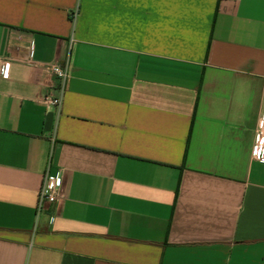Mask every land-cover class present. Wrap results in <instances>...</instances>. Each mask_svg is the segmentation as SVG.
<instances>
[{"label": "crops", "instance_id": "0c3cea01", "mask_svg": "<svg viewBox=\"0 0 264 264\" xmlns=\"http://www.w3.org/2000/svg\"><path fill=\"white\" fill-rule=\"evenodd\" d=\"M262 118L264 0H0V264H264Z\"/></svg>", "mask_w": 264, "mask_h": 264}, {"label": "built area", "instance_id": "2783aa9c", "mask_svg": "<svg viewBox=\"0 0 264 264\" xmlns=\"http://www.w3.org/2000/svg\"><path fill=\"white\" fill-rule=\"evenodd\" d=\"M46 66L55 76L57 84L54 87L46 88L41 94V100L46 105H52L60 110L66 92L67 83L70 78L69 69L66 64H47ZM5 73L6 65L3 67V74L5 75ZM261 146H264V118H262L259 123L258 138L254 147L255 158H260ZM58 183V178L51 176L47 169L44 173L43 183L38 193V213L49 210L57 202L59 193ZM52 219L53 217H51V220Z\"/></svg>", "mask_w": 264, "mask_h": 264}]
</instances>
